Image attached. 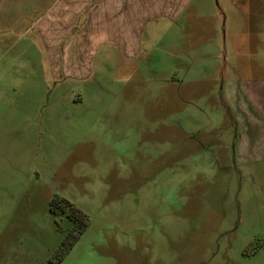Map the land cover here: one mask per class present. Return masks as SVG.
<instances>
[{
    "label": "rangeland",
    "instance_id": "1",
    "mask_svg": "<svg viewBox=\"0 0 264 264\" xmlns=\"http://www.w3.org/2000/svg\"><path fill=\"white\" fill-rule=\"evenodd\" d=\"M184 6L124 47L68 15L58 77L41 8L0 16V264H264V0Z\"/></svg>",
    "mask_w": 264,
    "mask_h": 264
},
{
    "label": "crops",
    "instance_id": "2",
    "mask_svg": "<svg viewBox=\"0 0 264 264\" xmlns=\"http://www.w3.org/2000/svg\"><path fill=\"white\" fill-rule=\"evenodd\" d=\"M1 1L4 0H0V16L16 13L28 16L32 6L41 8L39 18L47 38L46 46L50 52L43 64L47 75L50 72L52 76L58 77L62 71L72 74L70 61H72L73 67L78 63L76 59L62 57V52L58 51V47H61L63 39L68 34V26L71 24L69 20L65 19L68 15L79 14L83 9L88 8V23L92 26H103L109 32L114 30L122 32L123 43L121 46L124 47L129 45L127 29L137 24L138 20H143L145 16L150 15L169 16L175 20L182 13L184 4L190 0H13L7 4V8H3L4 10H1V5H3ZM63 1L70 2L72 10H65ZM64 48L62 47V49ZM64 66H67L66 70H64ZM252 144L255 148L254 139ZM252 177L256 178L257 175L254 174Z\"/></svg>",
    "mask_w": 264,
    "mask_h": 264
},
{
    "label": "trees",
    "instance_id": "3",
    "mask_svg": "<svg viewBox=\"0 0 264 264\" xmlns=\"http://www.w3.org/2000/svg\"><path fill=\"white\" fill-rule=\"evenodd\" d=\"M54 206L63 207L69 212V217L73 220V227L65 234L62 241L54 251L53 261L62 260L78 241L82 233L89 225L88 216L79 208L74 206L68 199L60 196L53 198Z\"/></svg>",
    "mask_w": 264,
    "mask_h": 264
}]
</instances>
